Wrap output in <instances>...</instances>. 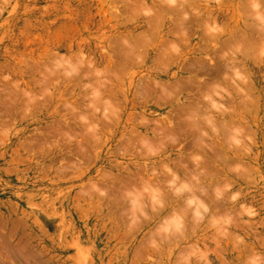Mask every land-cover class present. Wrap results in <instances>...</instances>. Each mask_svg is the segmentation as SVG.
Returning a JSON list of instances; mask_svg holds the SVG:
<instances>
[{
    "label": "rangeland",
    "instance_id": "rangeland-1",
    "mask_svg": "<svg viewBox=\"0 0 264 264\" xmlns=\"http://www.w3.org/2000/svg\"><path fill=\"white\" fill-rule=\"evenodd\" d=\"M252 3L0 0V264H264Z\"/></svg>",
    "mask_w": 264,
    "mask_h": 264
},
{
    "label": "clouds",
    "instance_id": "clouds-1",
    "mask_svg": "<svg viewBox=\"0 0 264 264\" xmlns=\"http://www.w3.org/2000/svg\"><path fill=\"white\" fill-rule=\"evenodd\" d=\"M251 6H252L253 11L257 13V15H256L255 18H256L257 20H260L262 23H264V15H262V14L259 13V8H260L259 3L255 2V0H253V3H252ZM169 186L171 187V184H170ZM186 187H187V186L184 185V186H182L181 188L176 189V192L179 193V192L185 190ZM143 192H144V193H149V194H150L151 199H152V202H153L154 204L159 203V200H158L159 193H158L157 190L150 189L149 187H145V188L143 189ZM100 194H101V195H104L103 192H101ZM130 195H131V194H130ZM138 198H139V196H136V197L133 198V201H132V202H133V205H134V206H136V200H137ZM194 202H195V201H191V200H190V201H189V204L191 205V204L194 203ZM200 206L203 207V205H200ZM172 224H173V226H174L177 230H179V228H180L181 225H180V222H179L178 219L172 221ZM163 230H164V231H167L168 229H167V227H166V228H164ZM252 264H255V261H253Z\"/></svg>",
    "mask_w": 264,
    "mask_h": 264
},
{
    "label": "bare ground",
    "instance_id": "bare-ground-1",
    "mask_svg": "<svg viewBox=\"0 0 264 264\" xmlns=\"http://www.w3.org/2000/svg\"><path fill=\"white\" fill-rule=\"evenodd\" d=\"M261 33V32H260ZM190 116V115H189ZM192 118V117H191ZM184 125V124H183ZM198 126V125H197ZM189 127V126H188ZM190 129H192V127H189ZM196 129V128H195ZM200 131V130H199ZM179 132V131H178ZM169 133H170V130H169ZM168 134V133H167ZM169 136V135H168ZM172 136V135H171ZM171 136H169L170 138H173V137H171ZM178 136V135H177ZM198 136V135H197ZM195 137V136H194ZM205 137V136H204ZM168 138V137H167ZM175 140V139H174ZM197 140H199V139H197ZM196 140V141H197ZM162 141V140H161ZM193 143H194V141H193ZM192 143V144H193ZM196 143H198V142H195V145H197V147H198V144H196ZM201 145V144H200ZM199 145V146H200ZM204 146V145H203ZM195 148V147H194ZM202 148V147H201ZM193 150V149H192ZM203 150V149H202ZM194 166V165H193ZM185 169V168H184ZM169 174H171V173H169ZM176 174V173H175ZM195 174V173H194ZM196 174H197V172H196ZM192 175V174H191ZM172 176V175H171ZM192 177V176H191ZM184 178H186V177H184ZM189 179H192V178H189ZM161 182V181H160ZM187 184H188V182H187ZM192 185V184H191ZM194 186V185H193ZM196 189V188H195ZM193 194V193H192ZM191 198V197H190ZM195 201V200H194ZM195 203V202H194Z\"/></svg>",
    "mask_w": 264,
    "mask_h": 264
}]
</instances>
